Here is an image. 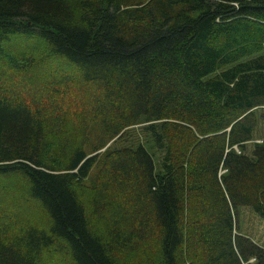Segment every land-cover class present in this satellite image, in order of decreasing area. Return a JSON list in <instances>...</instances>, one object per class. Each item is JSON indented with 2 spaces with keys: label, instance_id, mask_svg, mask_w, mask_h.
I'll use <instances>...</instances> for the list:
<instances>
[{
  "label": "trees",
  "instance_id": "trees-1",
  "mask_svg": "<svg viewBox=\"0 0 264 264\" xmlns=\"http://www.w3.org/2000/svg\"><path fill=\"white\" fill-rule=\"evenodd\" d=\"M263 118L264 0H0V264H264Z\"/></svg>",
  "mask_w": 264,
  "mask_h": 264
},
{
  "label": "rangeland",
  "instance_id": "rangeland-1",
  "mask_svg": "<svg viewBox=\"0 0 264 264\" xmlns=\"http://www.w3.org/2000/svg\"><path fill=\"white\" fill-rule=\"evenodd\" d=\"M1 68L3 69L4 66H1ZM143 126L144 125L130 127L124 137L116 141H114L116 138H113L107 143L106 147L112 144V147L115 146L116 148H119L121 146L135 148L138 144H140L151 156L153 171L155 173H161L160 158L162 155V151L155 145H153L147 132L143 131ZM253 141H259L264 146V118L257 120L256 128L252 135V141L248 142V144L246 145V152H249V150L251 149L250 143H252ZM234 224L235 228L237 225V231L239 232V234H245L255 244L264 249L263 221L256 217L251 211L240 208L238 210L237 220Z\"/></svg>",
  "mask_w": 264,
  "mask_h": 264
},
{
  "label": "flooded vegetation",
  "instance_id": "flooded-vegetation-1",
  "mask_svg": "<svg viewBox=\"0 0 264 264\" xmlns=\"http://www.w3.org/2000/svg\"><path fill=\"white\" fill-rule=\"evenodd\" d=\"M255 142V141H254ZM259 141H257L256 143H258Z\"/></svg>",
  "mask_w": 264,
  "mask_h": 264
}]
</instances>
